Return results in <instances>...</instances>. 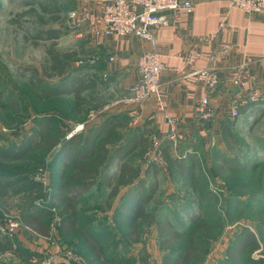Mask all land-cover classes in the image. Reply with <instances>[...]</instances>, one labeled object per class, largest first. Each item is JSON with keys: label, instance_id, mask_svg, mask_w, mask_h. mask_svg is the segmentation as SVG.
Returning <instances> with one entry per match:
<instances>
[{"label": "rangeland", "instance_id": "1", "mask_svg": "<svg viewBox=\"0 0 264 264\" xmlns=\"http://www.w3.org/2000/svg\"><path fill=\"white\" fill-rule=\"evenodd\" d=\"M34 2L0 0V264H174L195 226L193 217L206 220L200 233L209 234V243L204 260L191 264H221L243 230L257 235L264 221V105L236 119L226 112L220 125L200 122L189 132L179 126L182 137L176 141H163L165 136L148 129V151L135 159L141 174L117 195L111 187L92 186L71 204L75 215L67 224L72 207L60 198L59 188L70 161L62 147L119 108L103 107L112 95L80 107L66 91L44 99L41 87L91 80L97 66L91 39L69 16L75 1L56 0L60 10L50 12ZM50 46L73 54L62 59L63 75H45ZM98 80L101 89L106 81ZM224 122L230 123L235 142L225 140ZM123 126L119 130L127 136L138 124ZM181 159L194 161V184L177 172L173 162ZM149 162L158 175H147ZM140 181L146 192L153 186L146 210L155 221L134 218L136 206L128 194ZM166 221L181 238L161 236ZM260 243L238 257L239 264H264Z\"/></svg>", "mask_w": 264, "mask_h": 264}, {"label": "crops", "instance_id": "2", "mask_svg": "<svg viewBox=\"0 0 264 264\" xmlns=\"http://www.w3.org/2000/svg\"><path fill=\"white\" fill-rule=\"evenodd\" d=\"M74 1L80 12L87 10L100 15L105 0ZM192 3L191 12L183 11L170 25L156 29L157 48L165 66L161 75V93L137 107L114 109L110 115L123 114L130 123L135 121L139 127L145 126L158 137L170 131L169 117L177 115L181 119L179 126L189 132L194 127H201L203 121L197 115V105L206 93L210 94L211 104L217 111L216 125L222 123L232 98L238 92L230 82L232 67L245 65L252 75V83L264 85V15L249 14L233 5L231 0H192ZM214 31L217 32L215 38H206ZM80 34L91 39L90 46L97 56L96 75L92 78L97 80V90L103 99L107 95L114 98L127 92V88L139 78L137 60L149 49V42L134 34H103L101 25L92 22L83 25ZM223 44L229 46V52L214 64L209 55ZM191 48L198 49L200 57L189 63L187 55ZM213 66L218 69L221 82L212 91L192 72ZM99 78L106 81L101 89Z\"/></svg>", "mask_w": 264, "mask_h": 264}, {"label": "trees", "instance_id": "3", "mask_svg": "<svg viewBox=\"0 0 264 264\" xmlns=\"http://www.w3.org/2000/svg\"><path fill=\"white\" fill-rule=\"evenodd\" d=\"M43 11L55 7L54 11H57L56 0H34ZM28 3L33 1H27ZM60 10V9H59ZM50 33L51 38L56 37L55 32L47 31ZM47 64H45V75L55 76L63 75L66 70V62H62V59L72 58L71 53L61 49L50 46L47 49ZM54 70L55 73L51 74L50 71ZM70 80L65 82L64 85L58 87H41L43 97L55 98L60 95L61 92H69L74 95L75 103L77 106L84 105L95 100H100L103 97L100 94L95 93L97 90V80L92 78L85 81L82 79ZM77 85V86H76ZM86 89L92 90L88 96H83V91ZM99 93V92H98ZM97 95V96H95ZM102 103V102H101ZM100 103V104H101ZM99 104V105H100ZM128 117H124L123 114L110 115L106 121L99 126L90 129L87 134H76L74 138L69 139L64 143L62 150L66 151V156L69 158L68 169L63 173V183L60 185L59 194L60 198L64 201L68 207L84 192H87L95 184H99L102 187H111L112 194L117 195L121 186H126L136 179L141 174L139 165L135 162L138 157H144L149 148L150 136L147 134L150 131L145 126L136 127L131 131L130 135L125 136L120 127H124L128 121ZM224 138L230 144L235 142V135L232 132L230 123L224 122L222 125ZM124 141V142H122ZM56 141H53L49 146H53ZM118 148L111 149L112 145L120 144ZM83 143V144H81ZM177 167V172L188 183L194 184L195 182V168L194 161L187 164L185 159H181L173 162ZM64 164H67L65 162ZM67 166V165H66ZM158 169L156 164L149 162V168H147V175L156 174ZM151 191L146 192L143 185L140 183L130 191L128 194V201L132 202L135 207L134 218L136 220H148L151 222V213L146 210V204L151 199V193H153V186L150 187ZM72 207V213L69 217H66L67 224H71L75 215L74 206ZM68 207V208H69ZM200 207V206H199ZM199 209V208H198ZM37 219V215L35 216ZM27 219V218H26ZM25 221L31 225L29 220ZM195 226L190 231L187 238L184 240V246L177 254L174 264H191L192 262H201L204 260L207 253V245L209 234L202 235L200 231L205 228L206 220H198L196 217L192 218ZM166 221L159 228L161 236H167L169 239L181 238L182 232L177 230L175 225H170ZM208 231H205V233ZM257 235L249 229L243 230L240 236H237L228 248L226 253V259L222 260L221 264H239L238 257L242 255H250L254 250L261 247V243H264V221L260 223L257 228ZM260 241V242H259ZM264 246V244H263ZM264 249V247H263ZM253 260H248L246 264H253Z\"/></svg>", "mask_w": 264, "mask_h": 264}, {"label": "built area", "instance_id": "4", "mask_svg": "<svg viewBox=\"0 0 264 264\" xmlns=\"http://www.w3.org/2000/svg\"><path fill=\"white\" fill-rule=\"evenodd\" d=\"M231 3L249 14L264 15V0H231ZM192 10V0H105L102 2L100 15L92 14L87 10L80 12L78 8L69 13L71 20L78 26L92 22V24L101 25L103 34L117 36L134 34L145 38L150 44L149 49L137 60L139 78L127 88V92L106 103L103 106L105 109L123 106L137 107L148 98L161 93V75L165 66L157 48L156 29L170 25L172 20L178 18L183 11L191 12ZM216 36L217 32L214 31L207 34L206 38L213 39ZM228 52L229 46L223 44L209 55V59L216 64L223 60ZM199 57L198 49L191 48L187 61L192 63ZM96 61L97 56L93 55L92 62ZM192 74L203 80L212 91L221 82L215 66L199 68ZM230 82L238 88L237 94L232 98L228 107L231 119L239 118L243 113L264 105V85L252 83V75L245 65L234 66L230 69ZM209 95L208 93L203 95L197 105V115L204 123H212L217 119V111L211 104ZM169 120L171 129L164 138L168 141H176L182 137L179 129L181 119L177 115H171Z\"/></svg>", "mask_w": 264, "mask_h": 264}]
</instances>
